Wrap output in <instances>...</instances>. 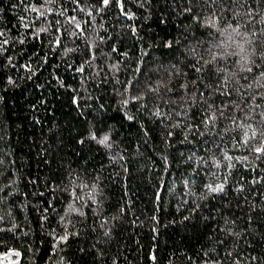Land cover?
Segmentation results:
<instances>
[{
	"label": "trees",
	"instance_id": "1",
	"mask_svg": "<svg viewBox=\"0 0 264 264\" xmlns=\"http://www.w3.org/2000/svg\"><path fill=\"white\" fill-rule=\"evenodd\" d=\"M261 148L264 0H0V264H264Z\"/></svg>",
	"mask_w": 264,
	"mask_h": 264
},
{
	"label": "snow or ice",
	"instance_id": "2",
	"mask_svg": "<svg viewBox=\"0 0 264 264\" xmlns=\"http://www.w3.org/2000/svg\"><path fill=\"white\" fill-rule=\"evenodd\" d=\"M104 3L107 4L108 3V0H104ZM107 140V137L104 138L103 141H101V143H104L105 141ZM258 152H261V151H264V148H261V149H257ZM216 191H221L222 190V187L221 188H217L215 189Z\"/></svg>",
	"mask_w": 264,
	"mask_h": 264
}]
</instances>
